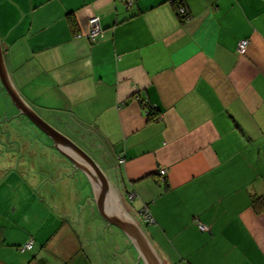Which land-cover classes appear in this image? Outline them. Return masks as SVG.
Segmentation results:
<instances>
[{
  "label": "crops",
  "instance_id": "crops-1",
  "mask_svg": "<svg viewBox=\"0 0 264 264\" xmlns=\"http://www.w3.org/2000/svg\"><path fill=\"white\" fill-rule=\"evenodd\" d=\"M173 1L0 0L8 77L88 151L165 264H264V215L250 206L264 195V0ZM93 16L102 36L92 42ZM9 103L0 85L6 162L35 173L7 140L23 122L14 108L7 115ZM71 170L50 183L58 195L37 191L45 215L25 218L34 227L12 243L32 248L3 264H139L94 211L87 179Z\"/></svg>",
  "mask_w": 264,
  "mask_h": 264
},
{
  "label": "rangeland",
  "instance_id": "rangeland-1",
  "mask_svg": "<svg viewBox=\"0 0 264 264\" xmlns=\"http://www.w3.org/2000/svg\"><path fill=\"white\" fill-rule=\"evenodd\" d=\"M10 110L11 114H9L8 110L7 115H12V106ZM40 115L45 119L42 114ZM24 119L25 118L22 117L21 120H23V122L19 121L15 124L16 128L13 129L14 132H11L7 140L9 139L11 141L9 142V144H12L11 146L13 147V149L16 148L17 150H14L19 156L16 161H18L19 163V160H24L26 162L25 166L32 169L35 173L32 172L30 174L24 172V166L22 165H19L20 167H17L16 169H12V167L6 162L7 155H5V149L7 147H3V143H0V264L5 263V261H7L10 256L16 257L15 250L19 249L20 246L17 248L16 245L12 243L13 241L25 240V233L28 234L30 231L29 228L34 227V225L38 223L35 222L36 218L33 215H37V219L39 221H41L43 216L45 215H43L42 213V209L40 206L41 200L40 197L37 196L40 194L38 193H41L43 192V190L48 189L50 194L58 195L61 192L60 188L51 187L50 183H53L57 178L66 180L67 177H70L73 172L71 170L70 164L65 159L60 157V155L57 154L54 149H52L48 145H43L36 140L28 123ZM66 135L70 136V134ZM2 140L4 141V143L6 142V139ZM13 140H15L17 145L13 143ZM47 162L49 165H47ZM7 169H11V171L7 172V174L4 175V171H6ZM17 169L20 170L21 173H19ZM57 169H59L60 175H52L54 173H57ZM76 174L73 175L81 176L78 172ZM16 178L18 179L17 181H15ZM31 180L33 181V186L28 185L25 182H29ZM47 183H49L50 185ZM47 199L48 198L46 197L45 200ZM47 203H49V201ZM84 214L85 213H83V215ZM25 218H28L29 220L35 222V224L29 223V220H25ZM89 218L91 219V221H93L92 216H89ZM79 220L83 221L85 219L83 218V216H79ZM96 223L97 226H99L100 223ZM111 230L114 232V236L118 234L114 228L111 227ZM102 232L103 229L101 228V230L98 231L99 236L103 235ZM119 234L118 236H120ZM98 237L97 239H99ZM97 242L99 243L100 240ZM3 244L12 245L9 248H6L2 246ZM23 244L24 242H22L21 246ZM118 245H120V242L118 243ZM98 247L99 245H96V249H98ZM89 254L90 257L91 255L93 257L95 253L92 250L89 251ZM97 255L98 254H96L95 256ZM130 264H133V262L130 261Z\"/></svg>",
  "mask_w": 264,
  "mask_h": 264
},
{
  "label": "water",
  "instance_id": "water-1",
  "mask_svg": "<svg viewBox=\"0 0 264 264\" xmlns=\"http://www.w3.org/2000/svg\"><path fill=\"white\" fill-rule=\"evenodd\" d=\"M0 85L17 115L29 122L28 125L36 140L54 149L74 170L87 179L91 187L89 201L94 211L107 225L119 230L129 256L139 264H165L148 240L140 222L136 223L122 213L108 178L94 159L70 138L46 122L21 98L8 77L1 48Z\"/></svg>",
  "mask_w": 264,
  "mask_h": 264
},
{
  "label": "built area",
  "instance_id": "built-area-1",
  "mask_svg": "<svg viewBox=\"0 0 264 264\" xmlns=\"http://www.w3.org/2000/svg\"><path fill=\"white\" fill-rule=\"evenodd\" d=\"M132 3V0H127V4L130 5ZM177 12L180 15L184 14V9L179 8ZM102 36V29L99 26V19L96 16L91 17L88 20V30L86 34V38L90 41H96L98 38ZM247 45V40H241L237 43V50L239 52H243V50L246 48ZM159 175H164L165 171L164 169H159L158 170ZM146 212V211H145ZM143 213V220L146 223L152 222V219L149 217L147 213ZM32 248V241H28L26 244L20 246L18 249L20 252L28 251Z\"/></svg>",
  "mask_w": 264,
  "mask_h": 264
},
{
  "label": "trees",
  "instance_id": "trees-1",
  "mask_svg": "<svg viewBox=\"0 0 264 264\" xmlns=\"http://www.w3.org/2000/svg\"><path fill=\"white\" fill-rule=\"evenodd\" d=\"M173 4H177V0H174L173 2H172ZM175 8V14H176V16L181 20V21H185V20H187L188 19V15L186 14V12H185V10H184V14L183 15H180L178 12H177V10L179 9V8H183V7H181V6H175L174 7ZM148 115H152V113L150 112V111H148ZM22 118V117H21ZM25 121H26V119H24ZM28 124H29V122L28 121H26ZM70 136H72L71 134H70ZM72 140V139H71ZM73 141V140H72ZM74 142V141H73ZM75 143V142H74ZM78 145V144H77ZM85 152H87L88 153V151L87 150H85ZM89 154V153H88ZM61 157V156H60ZM250 206H251V208H252V210L254 211V213H256V214H263L264 215V195H260V196H252V197H250ZM19 251V250H18Z\"/></svg>",
  "mask_w": 264,
  "mask_h": 264
}]
</instances>
